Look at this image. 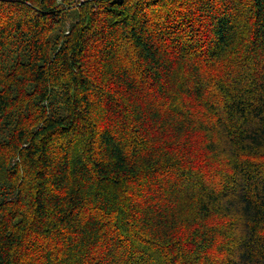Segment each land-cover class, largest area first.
<instances>
[{"label":"trees","instance_id":"1","mask_svg":"<svg viewBox=\"0 0 264 264\" xmlns=\"http://www.w3.org/2000/svg\"><path fill=\"white\" fill-rule=\"evenodd\" d=\"M0 264H264V0H0Z\"/></svg>","mask_w":264,"mask_h":264},{"label":"rangeland","instance_id":"2","mask_svg":"<svg viewBox=\"0 0 264 264\" xmlns=\"http://www.w3.org/2000/svg\"><path fill=\"white\" fill-rule=\"evenodd\" d=\"M74 19H75V12L72 11L71 14H70L69 19H68L67 22H66V27H68L69 24H70Z\"/></svg>","mask_w":264,"mask_h":264}]
</instances>
